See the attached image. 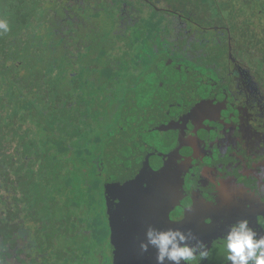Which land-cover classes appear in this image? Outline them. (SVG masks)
Returning <instances> with one entry per match:
<instances>
[{"label":"flooded vegetation","instance_id":"1","mask_svg":"<svg viewBox=\"0 0 264 264\" xmlns=\"http://www.w3.org/2000/svg\"><path fill=\"white\" fill-rule=\"evenodd\" d=\"M155 1H49L51 60L65 45L67 76L89 64L98 125L82 137L98 144L95 166L69 168L65 198L50 191L34 215L20 204L0 264H156L140 248L149 226L191 232L195 255L208 253L192 264H231L229 225L247 219L264 236V1ZM138 6L159 22H141Z\"/></svg>","mask_w":264,"mask_h":264},{"label":"trees","instance_id":"2","mask_svg":"<svg viewBox=\"0 0 264 264\" xmlns=\"http://www.w3.org/2000/svg\"><path fill=\"white\" fill-rule=\"evenodd\" d=\"M49 1L0 0V19H14L0 34V262L12 241L7 231L18 232L20 204L34 215L36 200L50 191L65 198L69 168L93 173L95 166L98 144L83 138L91 118L98 125L89 107L93 90L83 76L89 64L75 63L77 73L67 76L72 64L65 45L57 62L51 60L53 33L43 23ZM49 213L43 220L52 219Z\"/></svg>","mask_w":264,"mask_h":264},{"label":"clouds","instance_id":"3","mask_svg":"<svg viewBox=\"0 0 264 264\" xmlns=\"http://www.w3.org/2000/svg\"><path fill=\"white\" fill-rule=\"evenodd\" d=\"M10 31L9 23L6 19H0V34ZM179 228H169L158 230L149 226L146 230V242H141L140 248L147 252L149 246L156 250V264H165V261H172L179 264L181 260L185 264L207 258L208 253L201 252L195 255L196 248L187 243L188 237L195 239L191 232L187 233ZM223 239L225 250V260L231 264H264V236L258 235L249 226L247 219H242L229 225ZM198 247H204L201 241L197 240Z\"/></svg>","mask_w":264,"mask_h":264},{"label":"rangeland","instance_id":"4","mask_svg":"<svg viewBox=\"0 0 264 264\" xmlns=\"http://www.w3.org/2000/svg\"><path fill=\"white\" fill-rule=\"evenodd\" d=\"M147 1H151L152 3L153 2H156V3H158L157 1H155V0H147ZM159 1H161L160 3L163 5H166V6H168L169 8H171L172 10H179V9H182L184 6H186V4L187 3H189V2H191L193 5L195 4V5H197V6H201V7H206V8H208V7H212L213 5H212V1L211 0H159ZM165 6V7H166ZM138 8V10L141 12V16H140V21L141 22H143V20H144V18H146V19H153V20H156L157 22H159V19L156 17V15H154L155 13H153V15L152 14H149V11L148 10H146V9H144V8H141V6H138L137 7ZM145 10H146V12H145ZM148 19V20H149ZM8 21V23L10 24L11 22H13L14 21V19H9V20H7ZM255 23L256 24H258L259 22H260V20L258 19V18H255ZM50 22V20H49V17H47L46 19H44L43 20V23L44 24H47V23H49ZM148 22H150V21H148ZM153 22H155V21H153ZM145 24V22L144 23H142L140 26H142V28H144L145 30H148V28L144 25ZM261 24H263L264 25V20L263 21H261ZM145 26V27H144ZM99 39H100V37H98V41H97V51H95L94 53H102L103 51H100L99 50V48H100V45L99 44H101L100 43V41H99ZM99 47V48H98ZM96 48V47H95ZM100 49H102V50H104L103 48H100ZM94 76V75H93ZM95 77V76H94ZM132 78V77H131ZM105 91V89H102V90H100L99 92H97V94H99V95H101L100 93L101 92H104ZM104 111V110H103ZM95 114L98 116V114H99V111H98V109L96 110V112H95ZM105 115H107L106 117L108 118L109 116H110V118H111V113H109V112H105ZM102 135L103 136H106V134H107V131L106 130H104V128H102ZM85 228H86V225L84 226Z\"/></svg>","mask_w":264,"mask_h":264}]
</instances>
